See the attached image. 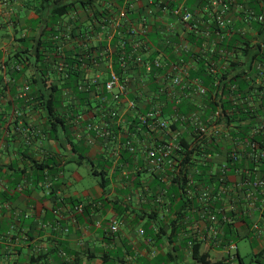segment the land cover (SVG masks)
Instances as JSON below:
<instances>
[{
  "label": "crops",
  "instance_id": "crops-1",
  "mask_svg": "<svg viewBox=\"0 0 264 264\" xmlns=\"http://www.w3.org/2000/svg\"><path fill=\"white\" fill-rule=\"evenodd\" d=\"M41 1L0 0V264H198L188 243L192 234L199 241L203 225L199 223L197 231L191 219L182 225L172 223L170 202L158 194L153 171L146 165L144 151L154 141L152 136L144 134V142H137L131 171L124 165L116 172L126 130L119 131L115 140L99 142L86 129L98 118L63 108L64 124L52 132L46 113L33 107L31 71L22 72L24 66H18L16 57L26 56L22 51L33 46L31 40L39 38L50 20L46 10L55 7L44 4L38 22L35 11ZM58 1L60 6L76 1L72 9L81 22L92 20V13L100 10L103 15L125 10V0H91L88 7H82L80 0ZM200 1L187 5L203 17ZM150 8V0H137L126 13L129 24L146 20L149 35L156 38L149 41L154 49L162 50L169 35L175 42L183 41L182 26L165 12L149 13ZM169 24L172 31L167 33ZM169 54L164 55L170 58ZM86 166L94 176L93 169L108 171L104 188L98 181L91 188L80 187V168ZM81 202L84 211L77 213ZM114 221L117 232L110 230ZM238 231L248 234L253 246V259L247 264H264V197L252 210V227ZM201 252L214 260L220 257L219 248L210 243L201 242ZM240 257L237 264H246Z\"/></svg>",
  "mask_w": 264,
  "mask_h": 264
},
{
  "label": "trees",
  "instance_id": "trees-1",
  "mask_svg": "<svg viewBox=\"0 0 264 264\" xmlns=\"http://www.w3.org/2000/svg\"><path fill=\"white\" fill-rule=\"evenodd\" d=\"M90 1L80 0V4L82 7H88ZM205 1L201 0L200 5H203ZM58 2V0L41 1L40 9L35 11L38 22L39 24L41 22L40 12L44 8V4H52L55 7L50 9L49 5V9L46 10L50 20L44 24L39 38L31 40L33 46L22 51L26 56L16 57L18 66H24L22 72L28 71V69L31 71L30 84L33 87L30 95L33 99V107L42 109L46 113L47 127L52 132H56L58 125L64 124V120L60 118V110L63 108L70 109L69 112L75 108L82 114L84 112L91 113L94 118H98L97 122L100 123L102 121L101 114L111 106L102 103L97 98L100 88L98 85H90L89 79L86 78L88 73L92 74L97 70V67L104 64V61L99 59L98 53L105 45L99 41L97 35L100 32L98 24L107 14L103 15L104 11L102 10L97 12L98 15L93 12L92 20L81 22L76 15L77 11L72 9V6L77 3L76 1L61 6L57 5ZM194 2L195 0H187L190 5ZM260 4H264V0H247V8L264 13V6L261 7ZM64 18L67 19L66 24L62 23ZM252 29L261 33L264 30V24L251 22L250 30L252 31ZM149 34V41L156 42V38ZM187 41L193 44L196 50H199L203 43L202 40L192 35L188 36ZM112 46L114 48L113 67L118 74H121L122 71L118 68L121 56L120 50L116 48L117 39L113 40ZM169 49L170 47L164 48L166 53L170 52ZM222 49L231 53V57L225 58L227 67H208L209 59L216 64L220 63L218 52ZM254 51L256 49L252 46V34L241 36L235 33L214 47L213 52H208L207 56H200L198 53L194 66L189 67V79H197L206 89V94L203 97L176 104L163 94L154 96V93H157L159 89L154 77L156 72L145 74L141 69L135 68L140 66L135 63L136 55L128 45L123 57L125 67H128L126 74L134 80L133 87L137 91H141V95H137L138 97L130 96L135 100L137 98L136 110L133 114L126 115L122 124L114 125L110 136L99 138L95 133L92 134L99 142H109L117 138L119 131L126 130V137L124 140L120 139L121 146L116 162V172L120 171L124 165L128 171H131L138 143L142 142L145 137L141 132L145 131V127L140 125L138 114H145L157 102L161 107L162 115L170 124L167 135L161 134L160 139H154L151 143L158 144L169 140V133L179 131L181 126L185 131L177 138L182 150L175 153L176 166L172 169L164 168L158 172L153 171L152 182L156 185L158 194L166 195L170 202L168 208L172 211L171 216L175 215L172 223L182 225L187 219H199L195 212H200L201 209L207 211V216L205 215L203 220L206 222L205 218H208L212 212L222 210L223 216L220 213L216 215L220 223L221 246L230 243L236 244L237 240L248 237V234L243 236L238 230L243 226L248 230L252 227V210L256 208L257 202L255 207L250 209L245 193L248 190L253 191V189L250 186L240 189L237 185L245 181L252 183L255 178L264 180V131L253 132V129L258 128L259 120L264 117V104L252 86L253 67L251 66L252 60L257 54ZM28 52L31 54H26ZM156 56L157 52L147 58L152 60ZM170 58L173 57L170 55ZM60 64L64 67L63 70L59 69ZM133 68L135 72H132ZM139 82H143L146 88L139 87ZM81 87L88 88V91H81ZM238 94L240 97H237ZM249 97L255 105H248L245 100ZM192 113L197 114L198 119L204 123L221 124L223 126L221 136L219 138H201L195 125L190 124L189 120L182 124L181 118ZM173 116L177 120L174 121ZM127 141L134 146V152L125 147ZM252 143L258 145V150L254 151L258 157H252V151L248 149ZM238 146H243L244 151H241ZM207 153L214 156L211 160L214 164L195 165L198 161L204 162L202 156ZM108 160L107 158L105 162L107 163ZM221 165L224 167L221 168ZM110 167L111 164L108 168ZM166 169L164 176H158ZM92 172L100 178L98 182L104 188L108 171L93 169ZM190 178L206 188L212 187L214 194L223 190L222 196L218 200L209 199L208 206H203L197 198H190L185 194V187ZM164 179L166 181H163ZM139 185L135 184V186ZM260 192L258 189L255 190L257 201L261 197ZM161 201L159 197L158 202ZM233 204L235 208L230 209L229 206ZM224 216L226 221H222ZM190 242L193 244L191 251L195 262L198 264H221L220 259L214 260L209 253L201 252V241H198L194 234H192ZM251 247L253 248V246ZM236 254L242 262L238 251Z\"/></svg>",
  "mask_w": 264,
  "mask_h": 264
},
{
  "label": "built area",
  "instance_id": "built-area-1",
  "mask_svg": "<svg viewBox=\"0 0 264 264\" xmlns=\"http://www.w3.org/2000/svg\"><path fill=\"white\" fill-rule=\"evenodd\" d=\"M137 0H125V10L119 11L116 15L108 13L98 24L100 30L97 38L100 42L104 43L105 47L98 53L99 59L104 61L105 67H97V70L92 74L88 73L90 85H98L100 91L97 98L105 104L111 105L106 109L105 113L101 114L102 121L100 123H90L86 129L99 138H106L110 136L111 129L114 125L121 124L128 114H133L136 108V100L130 98L131 95L138 97L141 91H137L134 86V80L131 76L126 74L128 67H125L124 55L126 47L129 45L132 52L136 55L135 63L140 67L145 74L156 72L155 79L159 87L158 92L154 96L165 95L169 100L174 101L176 104L182 101H190L193 98H200L206 94V89L197 80L189 79V63L195 64V59L198 55L207 56L208 52H213V48L217 47L224 39L230 38L233 34L245 36L252 34V46L255 47L257 54L252 60V86L255 93L259 94L262 104H264V30L259 33L257 30H250V23L264 24V13H258L252 8H247V0H206L202 5L203 17H199L196 13L192 12L187 5V0H150L149 13H154L155 10L167 13L172 20L180 24L183 28V41L175 42L171 35L167 36L162 50L154 49L148 40L150 26L146 20L140 21V24L130 25L126 13L130 12L134 7ZM111 6V3H108ZM264 6V4H260ZM167 26L165 32L172 31L171 24ZM202 40L199 50H196L193 44L187 41L188 36ZM117 39L116 48L120 50V71L118 74L113 67L114 48L112 46L113 40ZM170 47V54L172 59L168 58L165 54L164 48ZM139 51V52H138ZM141 52V53H140ZM157 52V56L148 60V56ZM220 63L216 64L209 59L208 67H227L225 58L231 57V53L225 49L219 50ZM198 58V57H197ZM60 70L64 67L60 64ZM135 72V69H132ZM139 87L146 88L143 82H139ZM81 91H88V88L81 87ZM156 96V97H157ZM237 97H240L238 94ZM249 106L255 105L252 99L246 98L245 100ZM197 114H189L187 117H182L181 122L184 124L187 120L190 124L195 125L196 130L201 138L213 137L219 138L223 132V126L215 123H204L198 119ZM138 120L141 126L145 127V131H141L144 135L152 136L154 139H160L161 134L167 135L169 121L164 118L161 113V107L154 103L145 114H138ZM173 120H177L173 116ZM177 132L169 133V140L163 143H149L145 147L146 165L154 172L161 171L164 167L172 169L176 166V154L182 150L178 144V135L185 130L182 128ZM258 128L253 129V132L258 130L264 131V117L258 122ZM140 131V129H138ZM203 146V145H202ZM131 152L135 151L131 142L127 141L125 144ZM241 151H244L243 146H238ZM249 151H252V157H258L254 151L258 150V145L252 143L248 146ZM204 150V149H203ZM232 156V155H230ZM212 154H204L202 159L204 162L198 161L195 165H208L214 164ZM224 167L223 165L220 166ZM250 186L253 191L248 190L245 193L248 207L252 209L257 202V195L255 190H260L261 197H264V180L255 178L250 183L245 181L237 185L238 188ZM194 187V190H192ZM186 196L195 197L203 206H208L209 199L218 200L223 194V190H219L216 194L213 192L212 187L206 188L201 183L189 179L186 185ZM234 209L235 205L229 206ZM84 203H79L75 207V212L82 213ZM195 211V210H194ZM209 211V210H208ZM206 209H201L200 212H195L199 219L193 222L194 230H199V223H202L203 229L199 233V241L210 243L219 248L221 264H237V246L230 243L221 246L220 226L216 217L217 214L223 216V211L212 212L206 222H204L205 215L207 216ZM224 216L222 221H226ZM255 230L258 226H253ZM111 232H117L118 223L114 221L110 227ZM189 249H192V242L188 243ZM221 246V247H220ZM218 259V260H219Z\"/></svg>",
  "mask_w": 264,
  "mask_h": 264
},
{
  "label": "rangeland",
  "instance_id": "rangeland-1",
  "mask_svg": "<svg viewBox=\"0 0 264 264\" xmlns=\"http://www.w3.org/2000/svg\"><path fill=\"white\" fill-rule=\"evenodd\" d=\"M80 172L83 176L80 187L91 188L97 183L98 180H100L99 177L94 176L90 173L91 171L89 166L81 167ZM236 245L239 249L240 255L244 259V262L246 264L249 263L250 260L253 259L252 247L249 243V240H247L246 238H242L240 240H237Z\"/></svg>",
  "mask_w": 264,
  "mask_h": 264
}]
</instances>
